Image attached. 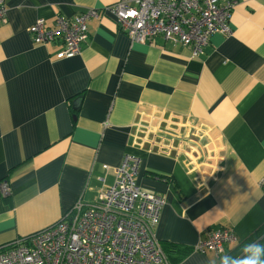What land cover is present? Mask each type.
I'll use <instances>...</instances> for the list:
<instances>
[{"label": "crops", "instance_id": "crops-1", "mask_svg": "<svg viewBox=\"0 0 264 264\" xmlns=\"http://www.w3.org/2000/svg\"><path fill=\"white\" fill-rule=\"evenodd\" d=\"M118 1L6 0L0 184L10 194H0V249L54 226L78 204L94 205L133 154L141 158L137 184L166 198L154 237L169 264H219L264 224V0H221L235 5L233 32L214 34L200 57L161 37L133 41L105 10ZM87 8L101 17L88 22L80 55L59 57L61 41H32L36 20L51 26L58 14ZM143 117L201 125L206 140L182 155L141 148L133 138ZM225 228L238 241L224 256L197 251Z\"/></svg>", "mask_w": 264, "mask_h": 264}, {"label": "built area", "instance_id": "built-area-1", "mask_svg": "<svg viewBox=\"0 0 264 264\" xmlns=\"http://www.w3.org/2000/svg\"><path fill=\"white\" fill-rule=\"evenodd\" d=\"M234 6L221 0H119L105 10L135 42L161 37L200 57L214 34H232ZM5 15L6 0H0V23ZM100 17L98 8H87L73 17L58 14L51 26L38 19L28 32L35 44L63 42L59 57L73 58L81 54L89 37L88 22ZM143 118L133 138L141 148L182 155L199 148L195 140L199 144L206 140L201 125L190 129V124L177 119L162 122ZM186 138L191 143L188 150ZM140 169L141 158L125 154L121 165L113 169L114 183L100 191L94 205L78 204L54 226L3 247L0 264H169L154 237L166 198L137 184ZM0 194H10L8 183L0 184ZM235 241L232 229H219L208 233L197 251L221 254L226 244Z\"/></svg>", "mask_w": 264, "mask_h": 264}, {"label": "clouds", "instance_id": "clouds-1", "mask_svg": "<svg viewBox=\"0 0 264 264\" xmlns=\"http://www.w3.org/2000/svg\"><path fill=\"white\" fill-rule=\"evenodd\" d=\"M237 241H238V238H237ZM235 242H232V243H235ZM229 244L231 243H228L225 245L224 247L225 250L223 253L221 254H217L216 252L215 253L219 256L221 255L224 256L226 254V246ZM219 264H264V244H261L258 242L246 244L243 248L242 256L238 258H233L231 256H224L220 259Z\"/></svg>", "mask_w": 264, "mask_h": 264}, {"label": "trees", "instance_id": "trees-1", "mask_svg": "<svg viewBox=\"0 0 264 264\" xmlns=\"http://www.w3.org/2000/svg\"><path fill=\"white\" fill-rule=\"evenodd\" d=\"M232 14H233V12H232ZM148 176H150L152 178H156L157 177L160 180H164V181L169 182V183H176L175 179L173 177L157 174L155 172H149ZM37 233H39V232H37ZM37 233L31 234V235H29L27 237H23L22 239L28 240V239L32 238L34 235H36ZM16 241H18V240H16ZM15 242H13V243H15ZM253 242H258V243L264 244V224L260 227V229L256 232V234L250 238V240H249V242L247 244L253 243ZM13 243H11V244H13ZM11 244H9V246H11ZM162 246H163V248H165L164 250L167 251V247H164V245H162ZM243 248L240 250L239 253L237 251L234 254L233 258H238V257H240L241 254L243 255ZM4 249L5 248H1L0 251H3ZM178 252H179V256L180 257H182V256H184L186 254V252H183V250L180 249V248H178ZM167 253H168V251H167ZM226 256H228V255H226Z\"/></svg>", "mask_w": 264, "mask_h": 264}, {"label": "water", "instance_id": "water-1", "mask_svg": "<svg viewBox=\"0 0 264 264\" xmlns=\"http://www.w3.org/2000/svg\"><path fill=\"white\" fill-rule=\"evenodd\" d=\"M74 104H75V107H76V106H78V107H79V106H80V104H81V99H80V98L76 99V101H75V103H74Z\"/></svg>", "mask_w": 264, "mask_h": 264}, {"label": "rangeland", "instance_id": "rangeland-1", "mask_svg": "<svg viewBox=\"0 0 264 264\" xmlns=\"http://www.w3.org/2000/svg\"><path fill=\"white\" fill-rule=\"evenodd\" d=\"M22 240V239H21Z\"/></svg>", "mask_w": 264, "mask_h": 264}]
</instances>
